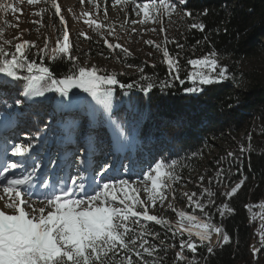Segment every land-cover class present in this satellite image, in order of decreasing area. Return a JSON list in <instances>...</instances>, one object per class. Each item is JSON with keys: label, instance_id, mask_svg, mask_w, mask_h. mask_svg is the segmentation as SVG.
<instances>
[{"label": "trees", "instance_id": "1", "mask_svg": "<svg viewBox=\"0 0 264 264\" xmlns=\"http://www.w3.org/2000/svg\"><path fill=\"white\" fill-rule=\"evenodd\" d=\"M153 2L159 3V0ZM167 2L173 3V0ZM177 8L181 10L182 17L177 20L178 24L165 42V49L169 52V59L178 62L180 79H176V69H169L166 58L146 60L121 48H107L103 43L98 45V48L123 59V71H98V74L113 75L118 80V84L113 86V98L120 105L112 114L113 125L115 130L119 131L120 128L128 137L134 138L135 146L139 145V148L130 149L124 155L120 171L131 178L133 172H142L149 158L165 162L167 170L172 166L173 176L180 180L189 178L197 168H201L204 187L214 193L209 199L215 201L206 211L211 216V222L223 227L231 241L213 245L212 254L204 246L198 247L195 254L185 250L187 260L177 262L175 253L179 251L181 237L173 238L170 231L154 222H143L148 231L159 232L166 242L163 248L167 250L160 251L154 257L145 256V259L148 264H152L153 259L157 264L161 261L162 264H193V261L198 264H251L254 251L251 243L253 230L248 223L249 206L257 207L259 201L264 199V132L251 130V125L256 115L264 123V85L250 84L243 89L238 86L237 77L248 60L264 56V0H187L186 5L176 3ZM186 12H191L192 16L185 15ZM200 23L205 25L203 32L192 28V24ZM40 50V47L24 49L29 60L49 67L57 79L70 74L73 64L86 67L80 53L72 49L69 54L41 53ZM210 53H216L218 67L215 71L188 63L189 59H202L205 56L211 59ZM69 55L76 59L70 62ZM219 67L227 68V79L217 80L210 85L193 84L188 79L189 74L197 71L216 76L214 72H218ZM18 74L22 77L28 75L26 71ZM181 79L184 80L183 84L180 83ZM7 81L9 88L0 87V92H4L0 93V122L5 121L9 126V131L1 138L4 141H0L2 148L8 149L18 143L37 145L31 147L32 160L40 165L45 164L47 170L53 167L61 181L65 180L61 177L64 173H68V177L69 168L73 165L75 172H80L87 179L98 174L100 166L113 158L112 138L115 134L110 131L106 121L101 125L94 123L97 125V138L109 143L104 151L96 153L91 150L86 153L85 142L79 146L68 145L67 148L72 146L70 157L74 159L69 162L68 157L67 162L65 159L60 161V149L58 151L55 149L57 147H52L50 150L49 141L57 146L82 138L88 130L87 123L96 119L94 110L82 102L79 113L57 114L52 123L49 117L55 114L56 107L59 108L57 101L61 97L59 93L50 92L46 98L34 97L33 102L13 117L11 105L25 95L26 81L0 75V83ZM148 83L154 85L152 90L141 91ZM120 84H133L134 87L120 88ZM188 87L199 90L189 93L186 91ZM22 119L32 121L36 127H18L16 122ZM74 120L77 121L75 125ZM181 121L182 125L177 127ZM241 131L243 137L238 139L242 144H248L250 149L240 150L234 139H228L231 150L218 147L217 140H222L227 134L231 136V132ZM29 132L32 137L24 138ZM119 144L123 145L121 139ZM212 147L220 150L207 157ZM21 160L26 161L25 158ZM240 181L244 183L237 195L226 199L222 194ZM205 198L207 203L209 199L207 196ZM222 203H228L234 211L220 217L217 207ZM147 238L150 243H159L151 236ZM183 238H187L186 233ZM173 244L176 247H171Z\"/></svg>", "mask_w": 264, "mask_h": 264}, {"label": "snow or ice", "instance_id": "2", "mask_svg": "<svg viewBox=\"0 0 264 264\" xmlns=\"http://www.w3.org/2000/svg\"><path fill=\"white\" fill-rule=\"evenodd\" d=\"M27 2L34 4L37 0H27ZM176 3L186 5L187 0H173V3L159 0V4L153 3L152 7L172 12L175 11ZM52 7L55 9V14L60 16L61 24H65L63 16L60 15L59 5L53 2ZM140 7L141 5H136V8ZM143 8L148 9V5H143ZM0 10L22 13V9L4 3H0ZM137 14L139 15V12ZM203 14L207 15L206 12ZM143 15L147 18L149 12L145 10ZM185 15L191 17L192 13L186 12ZM87 23L95 29L102 27L93 19L87 20ZM192 28L203 32L205 25L203 23L192 24ZM4 43L11 42L5 41ZM105 43L109 48H121L119 44H108L107 41ZM26 47L30 50L35 45L24 41L16 44L14 51H7L3 45H0V75L12 80H25L24 94L26 96L46 98L47 93L55 92L59 93L62 104L71 106L80 101L79 93L72 92L73 89H78L90 96L92 101L104 106L105 109L110 107L113 86L118 84L115 76L100 75L95 67L86 68L73 64L70 74L57 79L49 67L29 60L24 51ZM52 51L60 54L70 53L69 33L66 29L63 32L62 43H59L58 48ZM40 52L46 53L47 45ZM163 55L169 69L177 70L176 79H180L178 62L169 59L167 49L164 50ZM210 56L211 59L208 56L202 59H189L188 63L194 67H207L215 71L218 67L215 59L216 53H210ZM75 59L71 55L68 56L70 62ZM23 71H26L28 75L22 77L18 74ZM227 78L226 67H219L216 76L199 71L188 75V79L193 84L199 83L200 85H210L217 80ZM180 83L183 84L184 80L181 79ZM119 87L131 89L134 85L120 84ZM153 87L152 83H148L146 87L141 88V91L150 92ZM198 90L196 87L186 89L189 93ZM65 97L68 98L66 102L63 100ZM182 123V121L179 122L177 127H180ZM123 139L127 140V136ZM30 150V144L27 146L20 143L14 144L11 155L25 157ZM87 151L86 148L85 152ZM111 167V165H104L100 173L101 177L107 174ZM171 167L169 166L168 171H162L165 168V162H158L145 174L144 190L148 193L146 202L139 198L136 189H132L131 194L128 191H118L128 185L127 180L121 179L98 184L95 183L94 174L93 180L87 184L84 181L69 178L63 186L58 187L55 180L45 183L44 176L37 175L35 164L31 165V170H29L26 161L5 162L0 165V187L3 193L8 195L4 209L10 210L12 214L0 210V264H148L145 256L154 257L160 251L167 250L163 248L166 242L159 232L148 231L143 222H154L170 231L173 238L181 237L179 251L175 253L177 262L187 260L185 250L195 254L197 248L201 246L206 247L207 252L212 254L214 251L213 233L217 234L216 243L221 241L224 244L230 243V235L223 227L212 223L211 216L206 211L215 204V201L209 199L207 203H204L202 199H195L196 193L191 195L185 193L184 195L187 196L189 205L203 213L204 218H199L186 211H177L169 205V208L180 218L177 227L173 229L168 220L149 214L150 205L155 206L158 199L162 205L166 198L163 189L170 187L166 181L174 179ZM18 168L21 169L19 173L14 171ZM148 182H150V187ZM243 183V181L236 183L222 195L230 200L237 195ZM204 194L208 197L214 195L207 189L204 190ZM0 200H3L2 196ZM233 211L234 209L228 203H222L217 207L220 217ZM192 224L194 227L190 226ZM261 232L260 242L264 245V226ZM185 233L186 239L183 238ZM149 236L158 240L159 243H150L147 238ZM171 247H176V245L173 244ZM152 264H157L155 259L152 260ZM193 264H198V262L193 261Z\"/></svg>", "mask_w": 264, "mask_h": 264}, {"label": "rangeland", "instance_id": "3", "mask_svg": "<svg viewBox=\"0 0 264 264\" xmlns=\"http://www.w3.org/2000/svg\"><path fill=\"white\" fill-rule=\"evenodd\" d=\"M53 2L58 4L61 8L60 15L63 16L65 21V24L63 25L61 24L60 16L55 14V9L52 7ZM0 3L14 5L17 9H22V13L19 11L12 12L10 10H0V45H3L6 50L15 47L18 43L28 41L30 45H35L36 48L40 47L41 49H44L47 45V52L53 53L52 50L58 48V44L62 43L63 32L66 29L69 33L70 50L72 49V51L80 53L81 58L84 61V66H86V68L95 67L98 71L109 72L123 71L125 69L122 64L123 59L113 52L98 48L99 44L103 43L107 48L108 46L105 41H107L108 44H119L121 45V49L126 50L125 52L130 53L131 55L139 56L146 60H161L165 58L163 55L166 45L165 42H167V39L173 33L172 30L178 24L177 20L182 17V12L179 8L172 12H165L163 9H154L152 5L156 2H153V0H135L134 3L133 0H127V2H125V0H93V2H90V0H83V3H81V0H37L34 4H29L27 0H0ZM137 4L141 5V7L136 8ZM145 4L148 5V9L143 8V5ZM145 10L149 12L147 18L143 15ZM138 12L139 15L137 14ZM86 13L88 15H85ZM153 17H155V19ZM89 19L95 20L96 23L101 24L102 27L100 29H95L94 26L90 27L87 23V20ZM132 21H136V23H132ZM5 41H10L11 43L5 44ZM148 41H151L152 43L149 44L147 43ZM243 67L242 73L237 77L239 78V82L237 83L240 88L246 89L250 84L256 83L264 85V56L248 60ZM217 73L218 72H214L215 75ZM235 81L237 80L235 79ZM8 85V81L0 83V87L2 88H9ZM72 92H78L80 95L81 91L73 89ZM0 93L4 92L2 91ZM81 93L80 101L71 106H65V104H62L61 98H59L57 101L59 108H55V114L49 117L50 121L53 123L54 118L56 117L55 115L57 114L63 116L69 113H79L80 105L83 102L88 108L92 107L94 110L96 122L91 120L87 123L88 130L83 133L81 136L82 138L79 140L76 138L73 142L63 141L64 143L57 146L51 144L49 141L50 150L52 147H57L55 149H58V151L60 149L59 159L60 161L65 159L66 162L67 158L72 154L73 145L79 146L80 143L85 142L87 145V152L91 150H95L96 153L104 151V147L109 143L106 140L98 139L96 130L98 124L101 125L107 121L110 131L115 134L112 138V142H114L112 145L114 156L108 163L106 162L107 164H103L111 165L112 167L108 170L107 174L101 177L100 173L104 166H100V172L94 177L95 183L103 184L104 182H113L121 179L127 180L129 182L128 185L123 186L118 189V191H128L131 194V190L136 189V194L139 198L147 202L148 193L144 190V176L151 168L155 167V164L158 163V161L150 158L148 160L146 159V165H148L144 166L142 172L137 174L131 172L133 175L131 178H128L127 174L122 175L120 171V162L128 150L135 149V147L139 148V145L135 146L134 138L128 137L120 128L119 131L115 130L116 128L113 125L112 114L120 104H117L112 96L110 107L105 109L104 106L92 101L90 96L83 94V92ZM25 97L26 95L22 96L21 99L19 98V101H16L13 104L11 103L13 117H15V115L21 110H24L28 103L33 102V96H29L28 99H25ZM1 100L2 99L0 98V102ZM63 100L66 102L68 98L65 97ZM9 117H11V115H9ZM4 122L5 121L2 123L0 122V139L4 138V133L9 131V126ZM76 122L77 121L75 120L73 121L74 125ZM16 123L18 127H21V125L22 127L23 125L24 127H36L33 125L32 121L28 122L25 121V119ZM94 123L98 124L95 125ZM120 125L123 126L124 124ZM13 126L16 128L15 124ZM251 130L257 131L258 133L264 132V123L261 122L258 115L253 116L252 118ZM243 134V131L231 132V136L233 137H231L230 134H227V136H223L222 140H217V145L219 148H224L226 151L231 150L232 148H228V139L229 141L234 139L238 142L240 150L250 149L248 144L244 145L238 139L239 137H243ZM25 135L24 138L32 137L30 132ZM73 136L74 135L72 134V137ZM118 136L120 137L119 139ZM124 136H127V140L123 139ZM120 139L123 141V145L119 144ZM40 141H42V139H40ZM68 145H72L70 146L71 148H67ZM32 146L36 147L37 145ZM219 148H210L207 157H212L218 152V150H220ZM132 153L133 152L129 154V159L131 158ZM31 155H33L32 150H30L25 157L12 156L11 152L7 155L4 153L2 156V147L0 146V165H3L5 162H22L21 159L25 158L29 170H31V165L35 164L37 175H43L45 183L50 181L48 177L56 178V174L58 173L53 167L48 168V170L45 169V164L40 165L38 162H34L32 160L33 157H30ZM126 156L128 157V155ZM72 160L70 157L69 162H72ZM127 162H129V160ZM136 168H138V165ZM14 171L19 173L21 169L18 168ZM162 171L168 170L164 168ZM69 172L68 177V173H64L61 176L67 179L58 182V187L63 186L64 182L68 181L69 178L84 181L86 184L93 180V176L90 179H86L80 172H75L74 165L72 168H69ZM202 172L201 168H197L189 178H183L180 180L179 177H174V179L167 180L166 183L170 185V187L163 189L166 197L163 204L161 205L158 199L155 206H149V214L163 217L168 220L169 224L174 228L177 227L180 218L176 216L171 208H169V205H172L177 211H186L189 214L197 215L199 218H204L203 214L198 209L189 205L188 198L184 195L185 193L189 195L196 193L197 195L195 199H202V202L205 203V196L207 195L204 194L206 188L204 187V175H202ZM153 175H155L154 172ZM201 177H203V180H201ZM148 186H151L150 182H148ZM0 196L3 197V200H0V210H5L8 214H12L10 210L4 209V203L8 200V195L3 193L2 187H0ZM209 198L210 197L207 199ZM33 199H35V197H33ZM184 223L188 224L187 221H184ZM190 226L194 227V224ZM193 238L196 239L195 237Z\"/></svg>", "mask_w": 264, "mask_h": 264}, {"label": "bare ground", "instance_id": "4", "mask_svg": "<svg viewBox=\"0 0 264 264\" xmlns=\"http://www.w3.org/2000/svg\"><path fill=\"white\" fill-rule=\"evenodd\" d=\"M3 137H5V135ZM248 223L253 230L251 243L253 246L254 257L251 264H264V245L260 242V237L262 235L261 228L264 226V199L259 201L257 207L249 206ZM216 235L217 234L214 233L212 236V245L218 244L216 243Z\"/></svg>", "mask_w": 264, "mask_h": 264}, {"label": "built area", "instance_id": "5", "mask_svg": "<svg viewBox=\"0 0 264 264\" xmlns=\"http://www.w3.org/2000/svg\"><path fill=\"white\" fill-rule=\"evenodd\" d=\"M263 225H264V223H263Z\"/></svg>", "mask_w": 264, "mask_h": 264}]
</instances>
